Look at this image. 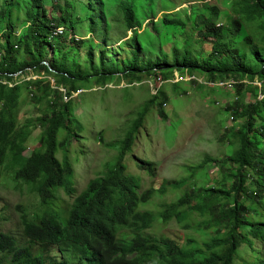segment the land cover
Here are the masks:
<instances>
[{"label":"trees","instance_id":"16d2710c","mask_svg":"<svg viewBox=\"0 0 264 264\" xmlns=\"http://www.w3.org/2000/svg\"><path fill=\"white\" fill-rule=\"evenodd\" d=\"M17 1L13 4V0H4L0 5V167L11 173L21 190L26 186V191L36 196L39 208L32 215L26 212L20 215L26 246L20 247L14 237L0 232V264H234L241 248L246 247L250 254L255 251V242L260 243V250L253 264H264V153L259 147L264 142L261 140L264 139V96L257 99L258 87L237 83L233 88L237 99L225 108L235 123L244 120L238 128H230L222 136L234 148L231 155L218 163L204 160L191 173L190 178L207 164L217 163L222 176L216 183L223 181L222 189L189 188L174 204L164 207L158 218L150 211L141 210V178L130 173L126 162L130 155L128 161L149 178H155L154 165L135 156L133 148L149 106H154L162 120H167L163 112L167 103L164 84L151 95L125 133L114 166L105 168L77 194L69 154L74 140L81 139L82 127L75 118L71 97L84 90L80 89V82L85 77L60 63L56 53L69 59L73 44L82 46L83 40L72 36L73 27L67 25L68 13L55 0L51 7L45 0H28L26 24L17 36L18 29L10 19L13 7L21 6ZM228 5L233 15L215 0L202 2L194 12L182 8L163 13L157 21L160 26L157 23L154 26L159 32L155 35L157 42L159 36H164L162 31L167 34L169 29L179 27L186 30L196 16L203 20L202 25L195 27L199 31L197 37L204 40V33L209 32L216 39H211L210 45L197 39L207 50L203 59L200 53L194 57L188 49L193 37L185 38L186 32L181 34L184 46L175 45L171 58L162 53L151 64L134 63L128 67L125 74L133 77L131 84L149 78L158 87L160 81L172 79L176 71L179 74L186 71L211 82L258 81L264 93V0H229ZM86 6L89 11L93 7L91 2ZM122 9L126 24L123 38H127L129 32L138 30L137 14L130 4L124 3ZM223 16H228L226 24L218 22ZM59 26L67 31L50 42L52 29ZM244 28L248 31L243 39L246 47L239 48L236 43ZM135 33L130 37L134 42L139 38L138 31ZM134 47L137 48L136 44ZM248 49L250 52L246 54ZM52 51L54 57H50ZM85 52L87 61L93 62L94 48ZM251 56L259 66L254 65ZM113 74L103 68V73L97 76L105 80ZM31 75L38 78L27 80ZM170 84L175 90L178 88V83ZM61 89L66 90L67 101H63ZM244 93L251 94L254 101L240 104L237 100ZM24 94L32 98L38 114L21 121ZM37 129L41 131L39 146L26 156ZM61 151L63 159L58 156ZM178 186L177 182L164 181L155 191L164 196L168 187L174 190ZM61 192L73 197V201L67 210L60 212L55 209V202ZM194 215L201 219L194 229L205 237L199 245L191 242L186 246L171 245L168 240L154 241L143 236L156 221L174 220L183 230H189L188 223Z\"/></svg>","mask_w":264,"mask_h":264},{"label":"rangeland","instance_id":"374dc122","mask_svg":"<svg viewBox=\"0 0 264 264\" xmlns=\"http://www.w3.org/2000/svg\"><path fill=\"white\" fill-rule=\"evenodd\" d=\"M55 1L68 13L67 25L74 28H71L74 31L72 36L77 40H83L80 47L73 44V52L70 53L69 59H64L56 53L60 63L65 64L74 74L80 73L85 77L80 82V89L84 90L71 97L75 118L82 127L81 139H78V142L74 140L76 143L71 147L69 154L79 194L91 179L102 174L105 168L114 166L125 133L150 101L151 95L156 93L157 86H153L149 78L131 84L133 77L125 74L127 68L134 63L139 66L151 64L162 53L171 58L175 45L178 48L184 46L185 40L180 38V35L185 32V38L193 37V42L187 44L191 54L196 57L200 53L204 59L207 56L206 47L201 46L197 39L210 45L211 39H216V36L208 32L204 33V40L198 38L199 31L195 27L202 25L203 20L201 17L193 16L195 18L191 19L186 30L179 27L177 30L169 29L170 33L167 34L162 31L161 34L164 36H159L158 42L155 37L159 32L154 26L163 13L175 12L182 8H191V12H194L196 6L207 0H86L93 5L90 11L85 0ZM215 1L233 15L229 5L227 6L229 0ZM17 2L21 6L13 7L10 19L18 29L16 35L19 36L20 29L26 24L29 4L28 0ZM2 3L4 0H0V5ZM15 3L16 0H13V4ZM45 3L51 7L54 0H45ZM124 3L132 5L137 14L139 38L136 42L130 39L136 29L129 32L127 38H123L126 35L122 9ZM152 16L154 18L146 20ZM226 17L228 16H223L218 22L226 24ZM156 26L160 25L157 23ZM247 33L244 28L242 37L237 40V47H246L243 39ZM135 44L137 48L134 47ZM72 48L69 47L68 50L71 51ZM87 48H94L93 62L87 61L85 52ZM249 52L248 49L246 54ZM52 56L54 57L53 51L50 52V57ZM250 58L254 61L252 56ZM254 65L259 66V62L255 60ZM103 68L114 72L113 76L100 80L97 75L103 73ZM51 84L54 85L53 80ZM196 86L178 82L176 90L170 83L162 87L167 98V103L163 106V112L167 116L165 121L158 115L154 106H149L133 154L154 165L155 178H149L145 172L137 169L132 161H128L130 155L126 162L130 173L141 178L140 193L143 205L141 210L152 212L156 218L164 207L174 204L189 188L195 187L197 190L223 188V181L216 183V180H220V175L222 176L218 172L217 163L227 159L234 148H231L229 140L222 139V136H225L230 128H238L244 121L238 119L235 123L225 112V108L234 100L235 89L223 91L203 86L198 89ZM24 98L25 104L20 113L21 121L28 117H37L38 114L32 98L25 94ZM68 99V94L67 96L63 94V101ZM237 101L245 105L252 103L254 99L251 94L244 93ZM40 134V129L33 132L25 152L26 156L39 146ZM259 147L264 153V142H261ZM80 149L82 153L79 152ZM58 156L63 159V152L61 151ZM207 159L217 163L207 164L198 175L190 178L194 168ZM10 174L5 168L0 167V232L14 237L21 247L26 246L27 242L22 232L20 215L23 212L32 215L38 210L39 202L34 194L26 191V186L21 190ZM164 181L179 183L178 189L168 187L164 196L158 195L155 189ZM72 201L73 197L61 192L60 199L55 202V209L60 212L67 210ZM200 221L201 219L194 215L188 223L191 227L189 230H183L174 220L169 223L156 221L143 236L154 241L168 240L171 245L186 246L187 242L199 245L205 238L194 229ZM254 250L250 254L246 247L241 248L237 252L234 264H253L259 257L260 243L255 242Z\"/></svg>","mask_w":264,"mask_h":264},{"label":"built area","instance_id":"2783aa9c","mask_svg":"<svg viewBox=\"0 0 264 264\" xmlns=\"http://www.w3.org/2000/svg\"><path fill=\"white\" fill-rule=\"evenodd\" d=\"M67 30L62 27V26H59V27H55L52 29L51 31V34L49 36V41L52 42L54 41L57 37L63 35ZM33 77H35V79L38 78V76H29L27 78V80H30V79H33L35 80ZM204 79V78H202ZM202 79H199V77H197V75H194V74H187V72L185 71L184 74H179L178 71L175 72L174 74V77L170 80H165V81H160L159 82V85L158 87H156V92L158 91V89L160 87H162L164 84H167V83H180V82H185V83H196L198 85H201L203 87H208V88H216V89H220V90H223V91H226V90H231L235 87V85L237 83H244V84H252L254 86H257L258 87V92H257V99H262L263 96H264V93L262 92V84L261 82H258V81H255V82H249V81H246V80H243L241 82H238V81H235V80H232V79H222V80H219V81H215V82H211V81H208L206 79H204V81ZM150 82L153 83V86H155V82L153 80H149ZM158 88V89H157ZM61 91L63 92V94L65 95L66 94V90L65 89H61ZM79 92H82V91H78L77 93ZM237 98H234V100H236ZM218 105V104H216ZM233 119L231 118V121Z\"/></svg>","mask_w":264,"mask_h":264},{"label":"clouds","instance_id":"9594fccd","mask_svg":"<svg viewBox=\"0 0 264 264\" xmlns=\"http://www.w3.org/2000/svg\"><path fill=\"white\" fill-rule=\"evenodd\" d=\"M200 77V76H199Z\"/></svg>","mask_w":264,"mask_h":264}]
</instances>
